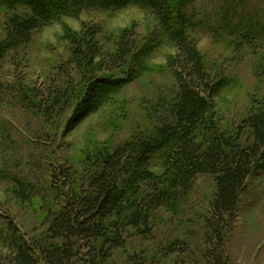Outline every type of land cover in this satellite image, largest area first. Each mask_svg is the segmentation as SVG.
Segmentation results:
<instances>
[{"label": "rangeland", "instance_id": "rangeland-1", "mask_svg": "<svg viewBox=\"0 0 264 264\" xmlns=\"http://www.w3.org/2000/svg\"><path fill=\"white\" fill-rule=\"evenodd\" d=\"M5 2L0 1V43L7 37L8 18L28 11ZM172 2L188 19L187 31L198 42L206 71L221 84L211 108L217 126L235 136L264 101V0ZM65 24L97 32L105 52H113L121 34L130 31L135 52L120 69L109 64L84 75L68 64L72 47ZM172 36L150 7L130 3L87 8L79 18L62 15L42 24L28 45L0 53V253L7 251L8 225H16L27 240L41 237L46 211L56 206L55 188L60 182L67 187L86 183L95 168L88 157L132 138L150 139L172 121L179 92L170 66L177 51ZM109 73L132 80L102 93L96 108L85 103L78 110L96 77ZM57 90L67 97L64 105L48 103L49 93ZM239 141L251 144V131L242 129ZM163 162V153L154 155L149 169L155 176L164 173ZM20 183L25 185L21 194L30 198L19 197ZM215 191L214 176H199L176 205L153 211L149 236L137 233L114 257L124 262L143 252L156 264L207 263L204 239ZM240 199L227 255L231 264H264V167L247 179Z\"/></svg>", "mask_w": 264, "mask_h": 264}, {"label": "trees", "instance_id": "trees-1", "mask_svg": "<svg viewBox=\"0 0 264 264\" xmlns=\"http://www.w3.org/2000/svg\"><path fill=\"white\" fill-rule=\"evenodd\" d=\"M0 1L28 9L8 18L1 54L28 45L42 24L62 15L79 18L87 8L144 4L160 17L176 42L177 51L170 66L179 87L172 121L152 138H132L115 149L100 151L87 159L89 167L95 168L86 183L57 185L56 206L46 211L47 224L41 237L27 240L16 225H8V247L0 253V264H156L143 252L128 256L124 262H118L114 255L118 249H127L129 238L137 233L149 236L153 211L168 203L176 205L191 191L197 178L206 174L215 177L216 191L206 225L203 256L208 264H231L226 242L240 198L247 179L264 167V101L242 121L237 135H227L219 129L211 108L221 84L206 71L198 42L187 31L188 19L176 11L172 0ZM64 30L72 47L68 64L84 75L94 67L109 64L112 70L120 69L136 49L129 42L130 31L121 34L113 52H105L96 38L97 32L74 31L67 25ZM131 80L132 77H114L110 73L96 77L77 109L84 108L85 103L96 108L102 93ZM49 94L48 103L52 100L54 106L67 101L59 90ZM242 129L251 131V144L239 141ZM159 152L163 153L165 171L155 176L149 167ZM20 184V189L16 188L19 197L30 198L21 194L25 185Z\"/></svg>", "mask_w": 264, "mask_h": 264}]
</instances>
